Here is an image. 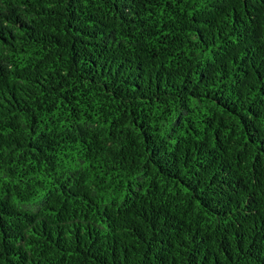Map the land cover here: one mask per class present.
Masks as SVG:
<instances>
[{
	"label": "trees",
	"instance_id": "16d2710c",
	"mask_svg": "<svg viewBox=\"0 0 264 264\" xmlns=\"http://www.w3.org/2000/svg\"><path fill=\"white\" fill-rule=\"evenodd\" d=\"M0 264H264V0H0Z\"/></svg>",
	"mask_w": 264,
	"mask_h": 264
}]
</instances>
